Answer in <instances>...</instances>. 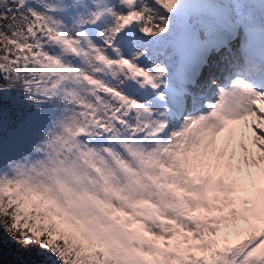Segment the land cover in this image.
Wrapping results in <instances>:
<instances>
[{"label": "snow or ice", "instance_id": "obj_1", "mask_svg": "<svg viewBox=\"0 0 264 264\" xmlns=\"http://www.w3.org/2000/svg\"><path fill=\"white\" fill-rule=\"evenodd\" d=\"M0 264H264V0H0Z\"/></svg>", "mask_w": 264, "mask_h": 264}, {"label": "trees", "instance_id": "obj_2", "mask_svg": "<svg viewBox=\"0 0 264 264\" xmlns=\"http://www.w3.org/2000/svg\"><path fill=\"white\" fill-rule=\"evenodd\" d=\"M5 259H6V260L9 259V257L6 256Z\"/></svg>", "mask_w": 264, "mask_h": 264}]
</instances>
